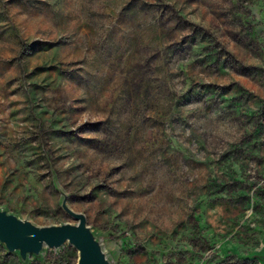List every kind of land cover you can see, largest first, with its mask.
<instances>
[{
    "label": "rangeland",
    "instance_id": "374dc122",
    "mask_svg": "<svg viewBox=\"0 0 264 264\" xmlns=\"http://www.w3.org/2000/svg\"><path fill=\"white\" fill-rule=\"evenodd\" d=\"M0 211L81 214L107 264H264V0H0Z\"/></svg>",
    "mask_w": 264,
    "mask_h": 264
},
{
    "label": "water",
    "instance_id": "95a60500",
    "mask_svg": "<svg viewBox=\"0 0 264 264\" xmlns=\"http://www.w3.org/2000/svg\"><path fill=\"white\" fill-rule=\"evenodd\" d=\"M71 216L76 225L38 228L0 211V241L22 254L37 253L44 244L56 248L68 241L78 252L77 264H107L86 228L85 217L74 213Z\"/></svg>",
    "mask_w": 264,
    "mask_h": 264
}]
</instances>
